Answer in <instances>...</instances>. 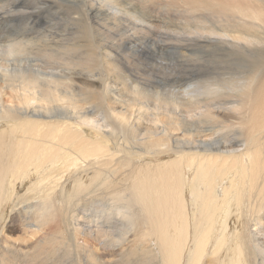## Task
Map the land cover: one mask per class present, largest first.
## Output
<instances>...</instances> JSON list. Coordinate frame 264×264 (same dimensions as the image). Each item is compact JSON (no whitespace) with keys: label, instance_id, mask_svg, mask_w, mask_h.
Here are the masks:
<instances>
[{"label":"bare ground","instance_id":"6f19581e","mask_svg":"<svg viewBox=\"0 0 264 264\" xmlns=\"http://www.w3.org/2000/svg\"><path fill=\"white\" fill-rule=\"evenodd\" d=\"M20 175L0 264H264V0H0V214Z\"/></svg>","mask_w":264,"mask_h":264},{"label":"rangeland","instance_id":"374dc122","mask_svg":"<svg viewBox=\"0 0 264 264\" xmlns=\"http://www.w3.org/2000/svg\"><path fill=\"white\" fill-rule=\"evenodd\" d=\"M208 61H211L210 58H206ZM205 59V60H206ZM206 66L208 68H211L212 66L211 65H208L206 64ZM210 66V67H209ZM206 71V70H205ZM203 72V71H202ZM204 73V72H203ZM86 121V120H85ZM91 123L92 125H95L98 127L99 130L101 131H108V128H106L104 126V121L99 117V116H94L92 118H90L88 121L84 122V126L85 128L83 129L84 131H87V130H91V131H97V128H95L94 126H91ZM245 143L242 142V143H239L236 147H234L233 149H230V150H227L229 152H235V153H238L239 151H242L245 149ZM116 148L113 147V151H115ZM226 151V150H225ZM238 151V152H237ZM50 168V167H49ZM48 168V169H49ZM31 170V169H30ZM29 170V171H30ZM35 172V171H34ZM73 175H77V171H75L74 173H72ZM11 178V177H10ZM9 178V179H10ZM192 178V177H191ZM190 178V180H191ZM25 179H26V176L25 175H20L19 177V184H18V191L17 192H13V189L11 188V191H10V197L7 199V201L4 203L3 205V211L1 212L0 214V242L2 241V239L5 238V240H7L9 242V244H11L15 249H24V250H31V248L34 246L35 243L38 242L39 240V237L35 236L33 238V236H28V231L25 230V232L23 231L22 228H20V214L24 213L23 209L27 206V203L25 204H20V205H17L18 203V200H20L21 197H24L26 199H28L30 201V203L33 202L34 198L37 196L36 195V192H33L31 193L30 192V187H29V184H26L25 183ZM33 181V180H32ZM35 183V182H34ZM8 186V184H7ZM218 195H219V198H222L223 196V190H222V186L218 187V191H217ZM13 196V197H12ZM12 197V199H11ZM188 200L191 201V196L188 195ZM26 205V206H25ZM62 210H65L62 208ZM66 211V210H65ZM67 212V211H66ZM69 212V211H68ZM227 215V214H226ZM225 215V216H226ZM220 220L219 222V225H218V231H217V234L216 236L219 237V234H220V231L222 229V225L224 223V217ZM67 217L69 218L68 216V213H67ZM56 222H52V225H48V227H46V229H48L49 232H55L57 230V224ZM54 226V227H52ZM51 228V229H50ZM71 227L70 225L68 224V222H66V229H65V234H66V237L67 238H70V236L72 235V231H71ZM63 232V236L65 235ZM252 233L254 234L255 236H257L258 239H260L263 243H264V232L260 231V230H257L256 228L253 227V225L249 222L247 223L246 227H245V230H244V234L246 233ZM26 233V234H25ZM5 237H4V236ZM62 236V237H63ZM24 237V238H23ZM26 237V238H25ZM61 237V238H62ZM9 238V239H8ZM19 238V239H18ZM28 238V239H27ZM38 238V239H37ZM89 238V237H88ZM27 239V240H26ZM20 240V241H19ZM90 241V247H93V245L95 246V243L92 239H89ZM64 243H66V238H65V241ZM22 244V245H21ZM25 244V245H24ZM93 244V245H92ZM25 246V247H24ZM16 249V250H17ZM46 250V251H45ZM32 251V250H31ZM44 254L42 255V257L44 256V258H48L49 262H45L46 264H61L63 262V264H72L74 262H70L68 261V258L66 259H60L58 256H53V255H50L48 254V250L47 249H44V250H41ZM84 253L87 254L86 251H82ZM105 253V254H104ZM119 253V252H117ZM46 254V255H45ZM56 254H58V251L56 252ZM103 256H101V255ZM98 256L101 257L102 261L103 260H106L107 258L110 259L111 258V255L109 254H106V252L101 249L98 251ZM119 256V254H118ZM33 257L35 259H37L36 255ZM52 257V258H51ZM54 257V258H53ZM57 257V258H56ZM85 258L89 259L88 257L84 256ZM22 259V258H21ZM56 259V260H55ZM50 260L53 262H50ZM62 260V261H61ZM67 260V261H66ZM187 261V254L185 255V262ZM66 262V263H65ZM68 262V263H67ZM90 262L88 261H85L84 264H88ZM131 263H132V260H131ZM130 263V264H131ZM185 264V263H184Z\"/></svg>","mask_w":264,"mask_h":264}]
</instances>
